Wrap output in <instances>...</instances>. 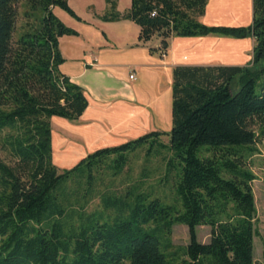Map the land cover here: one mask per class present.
<instances>
[{
  "label": "trees",
  "instance_id": "16d2710c",
  "mask_svg": "<svg viewBox=\"0 0 264 264\" xmlns=\"http://www.w3.org/2000/svg\"><path fill=\"white\" fill-rule=\"evenodd\" d=\"M105 2L99 20L133 22L137 41L156 38L159 53L170 37L249 36L251 65L175 66L168 132L58 169L50 118L75 121L87 101L59 71L58 38L76 32L52 8L80 19L67 0H0V150L8 158L0 160V264H253L254 176L246 161L264 144V0H251L247 27L200 23L207 0H130L122 13ZM142 146L146 156L164 155L170 203L129 176L127 154ZM96 198L99 209L87 211ZM173 225L186 227L185 246L170 243ZM199 226L209 228L204 243Z\"/></svg>",
  "mask_w": 264,
  "mask_h": 264
},
{
  "label": "crops",
  "instance_id": "0c3cea01",
  "mask_svg": "<svg viewBox=\"0 0 264 264\" xmlns=\"http://www.w3.org/2000/svg\"><path fill=\"white\" fill-rule=\"evenodd\" d=\"M80 1L85 2L84 8L76 11L67 0L80 21L52 8L53 15L76 32L58 38L59 46L66 37L64 50L59 47L63 59L59 71L82 89L87 106L75 121L50 118L49 125L51 121L57 123L55 132L50 125L51 159L56 154L63 157L61 162L76 163L97 149L116 146L152 131L166 132L160 128L170 125L171 73L175 66L251 65L253 38L249 36L242 39L217 34L170 37L165 52L160 55L156 38L145 43L137 41L138 27L133 22H103L99 20L102 14L95 13L90 3L96 0ZM105 1L97 0L104 13ZM113 1L119 13L130 4V0ZM211 1L222 0H207L199 22L231 26L232 23L219 21L223 13L220 6L216 12L212 10L215 21H204L211 10L208 8ZM233 1L229 0L230 6ZM229 7L225 11L232 14ZM149 48L154 51L150 52ZM131 73L133 80H128Z\"/></svg>",
  "mask_w": 264,
  "mask_h": 264
},
{
  "label": "rangeland",
  "instance_id": "374dc122",
  "mask_svg": "<svg viewBox=\"0 0 264 264\" xmlns=\"http://www.w3.org/2000/svg\"><path fill=\"white\" fill-rule=\"evenodd\" d=\"M71 6L76 9V11H81L83 9V5L85 2L80 0H69ZM221 1V0H220ZM233 6H230L229 0L211 1L208 8L211 10L207 11L205 15V22L215 21L213 18H216L215 13L212 12L214 10L216 12V7L220 6L223 8V13L220 15V22L225 23L226 25L231 26H223V27H247L251 22V0H234ZM92 3V8L95 13L103 14V9L100 4L96 1L90 2ZM230 6V7H229ZM232 11V14H228L225 11V8H228ZM59 10V9H57ZM56 10V11H57ZM81 13V12H80ZM217 21V20H216ZM62 23V22H61ZM201 23V22H200ZM236 25H233V24ZM63 24V23H62ZM64 25V24H63ZM206 25V24H204ZM208 26V25H206ZM67 27V26H65ZM224 36V35H221ZM229 37V36H227ZM66 37H63L60 40L59 46L64 50L66 46ZM230 38V37H229ZM233 38V37H231ZM234 39H242V38H234ZM65 67H62L64 70ZM239 83L237 81V77L230 82V89L232 91L237 90ZM51 129L55 132L56 122L51 121ZM161 131L168 132L170 129V125L165 128L162 125L160 128ZM160 141L164 144L167 142V137H160ZM256 151L248 157L246 161V165L250 172L253 174L254 179L251 182V190L253 194L254 200V208L256 214V223L255 229L257 232V236L253 238V264H264V144H257L255 146ZM147 147L142 146L127 154L128 164L127 168L129 169V176L132 177V181H140L142 185L140 187L142 189H149L153 192L155 196H159L164 203H170L172 200L171 191H170V182L165 181V165L163 161L164 155L157 153H150L149 156H146L145 151ZM56 153V152H55ZM162 154H165L163 151ZM60 156L54 154L52 157V164L55 165L58 169H68L72 167L75 163L70 162H61L59 161ZM0 160L7 162L8 158L6 154L0 150ZM127 168L125 170L127 171ZM142 168L145 171V178L142 177L141 172ZM99 209V201L98 199H93L86 207L87 211H97ZM209 228L206 226H199L196 228V239L197 241L204 243L208 239ZM170 243L173 246H185L188 242L187 229L183 225H173L171 227V231L169 234Z\"/></svg>",
  "mask_w": 264,
  "mask_h": 264
},
{
  "label": "built area",
  "instance_id": "2783aa9c",
  "mask_svg": "<svg viewBox=\"0 0 264 264\" xmlns=\"http://www.w3.org/2000/svg\"><path fill=\"white\" fill-rule=\"evenodd\" d=\"M162 54L163 53H160V55H162ZM128 80H133V74L132 73L128 75Z\"/></svg>",
  "mask_w": 264,
  "mask_h": 264
}]
</instances>
